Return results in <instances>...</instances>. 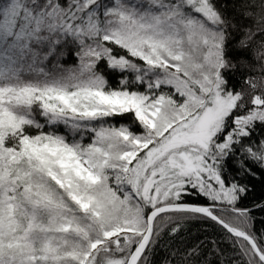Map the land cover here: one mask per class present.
<instances>
[{
    "label": "snow or ice",
    "instance_id": "snow-or-ice-1",
    "mask_svg": "<svg viewBox=\"0 0 264 264\" xmlns=\"http://www.w3.org/2000/svg\"><path fill=\"white\" fill-rule=\"evenodd\" d=\"M231 4L0 0V264H150L207 221L229 248L166 264H264V0Z\"/></svg>",
    "mask_w": 264,
    "mask_h": 264
},
{
    "label": "trees",
    "instance_id": "trees-1",
    "mask_svg": "<svg viewBox=\"0 0 264 264\" xmlns=\"http://www.w3.org/2000/svg\"><path fill=\"white\" fill-rule=\"evenodd\" d=\"M227 11L229 13L232 11L231 0H229V7ZM66 63H71V60ZM244 74H247V70H245ZM237 76H241L239 71L237 72ZM112 82L115 83L114 80ZM258 175H260L259 172ZM249 186L251 191H249L246 197L243 198L242 206L251 208L255 204L264 202V175H260V179H252ZM252 215L256 217L255 228L257 230L261 229L262 225L260 220L264 219V211L257 209L252 213ZM167 232L168 230H166L161 236L157 246L150 254V264L166 263V259L170 257L171 250L176 248L183 249L185 246H192L198 240H204L205 238L208 240H216L218 246L221 248H229V245L224 240L223 233L218 229V226L211 221L204 223L196 222L187 225L185 229H182L181 232L174 237L169 236ZM211 246V244L208 245V247Z\"/></svg>",
    "mask_w": 264,
    "mask_h": 264
},
{
    "label": "water",
    "instance_id": "water-1",
    "mask_svg": "<svg viewBox=\"0 0 264 264\" xmlns=\"http://www.w3.org/2000/svg\"><path fill=\"white\" fill-rule=\"evenodd\" d=\"M155 264H166V263H155Z\"/></svg>",
    "mask_w": 264,
    "mask_h": 264
}]
</instances>
